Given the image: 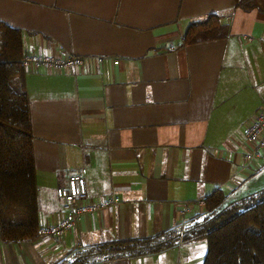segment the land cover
I'll return each mask as SVG.
<instances>
[{
	"label": "crops",
	"instance_id": "crops-1",
	"mask_svg": "<svg viewBox=\"0 0 264 264\" xmlns=\"http://www.w3.org/2000/svg\"><path fill=\"white\" fill-rule=\"evenodd\" d=\"M249 1L0 0L28 54L78 59L26 69L41 228L64 216L59 191L81 170L85 203L103 205L62 237L0 238V264H68L112 241L183 234L214 191L233 201L264 188V149L245 136L264 101V0ZM211 14L227 37L183 45ZM194 244L148 256L170 263Z\"/></svg>",
	"mask_w": 264,
	"mask_h": 264
},
{
	"label": "trees",
	"instance_id": "trees-1",
	"mask_svg": "<svg viewBox=\"0 0 264 264\" xmlns=\"http://www.w3.org/2000/svg\"><path fill=\"white\" fill-rule=\"evenodd\" d=\"M235 1L237 8H251L249 0ZM221 21V14H211L191 24L183 45L227 37L229 26ZM23 35L21 29L0 22V238L4 243L33 241L41 228ZM203 201V213L185 225L183 234L176 228L112 241L75 254L68 264H108L198 240L206 244L203 264H264V188L233 201L218 189Z\"/></svg>",
	"mask_w": 264,
	"mask_h": 264
},
{
	"label": "built area",
	"instance_id": "built-area-1",
	"mask_svg": "<svg viewBox=\"0 0 264 264\" xmlns=\"http://www.w3.org/2000/svg\"><path fill=\"white\" fill-rule=\"evenodd\" d=\"M78 61L77 58L68 56L65 59L50 57L48 55H35L26 53L23 59L25 68L34 70L45 69L48 71H60L69 67ZM245 136L247 140L257 146L254 154L259 155L257 149H264V101L261 109L257 112L252 121L246 126ZM84 171H79L70 175L67 189L59 191L60 195L65 198L64 216L53 224L40 229V236L62 237L70 231H75L77 224L84 215L93 213L102 208L99 203H85L86 185ZM119 202L118 198L108 199L106 205ZM187 210V209H186Z\"/></svg>",
	"mask_w": 264,
	"mask_h": 264
},
{
	"label": "rangeland",
	"instance_id": "rangeland-1",
	"mask_svg": "<svg viewBox=\"0 0 264 264\" xmlns=\"http://www.w3.org/2000/svg\"><path fill=\"white\" fill-rule=\"evenodd\" d=\"M188 247L189 246H185V248L183 250H181V252L179 254V259H178L177 251H176V253L175 252H171V256L169 255L170 263L167 261V259L165 260L166 255L165 256H161L159 258L158 256L152 257V256H148V255H151V254H147L148 257L146 255L145 256L143 255L144 257L142 256L140 258V256H139L138 259L135 258L129 264H184L185 263V259L184 258L186 256H189V258L191 257L192 263H190V264H203L204 256H205V253H206L205 241L204 240H198V241L195 242L193 248L190 246V248H192V249H190V248L188 249ZM186 249L192 250L190 252V255L187 254V250ZM119 263L118 262L117 263L113 262V263H110V264H119ZM95 264H101V263L97 262Z\"/></svg>",
	"mask_w": 264,
	"mask_h": 264
}]
</instances>
